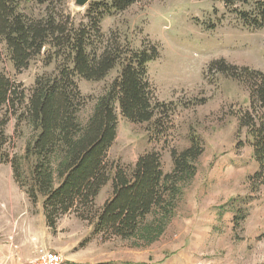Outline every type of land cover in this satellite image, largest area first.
Masks as SVG:
<instances>
[{"label":"rangeland","instance_id":"obj_1","mask_svg":"<svg viewBox=\"0 0 264 264\" xmlns=\"http://www.w3.org/2000/svg\"><path fill=\"white\" fill-rule=\"evenodd\" d=\"M51 5L58 12L62 9L60 0H51ZM63 7L76 22L87 20L88 5L77 7L74 0H65ZM22 8L35 16L46 13V4L35 1L23 3ZM237 8L249 5L238 3ZM101 26L106 34L119 33L121 41L129 40L135 47L147 40L158 46L159 56L148 63L149 78L158 100L171 110L162 125L132 122L117 109V137L108 152L110 161L129 168L142 153L158 150L164 171L170 172L172 149L181 151L199 142L203 150L194 162L195 172L178 180L170 205L155 208L132 237L120 238L94 234L93 225L75 211L63 215L55 228L49 227L43 196L33 203L15 180L11 163L0 161V230L8 233L0 235V243L11 240L15 231L28 224L24 242L27 251L35 253L34 259L40 250H50L60 253L64 264L264 262V169L238 117L249 110L264 118V108L256 113L243 83L209 68L212 61L223 59L264 72V26H246L222 0H139L105 16ZM54 68L55 63L47 65L42 55L21 71L7 56L0 63V69L27 94L37 75ZM116 75L114 69L103 80H78L86 98L79 112L82 124ZM6 132L10 143L5 149L11 157H19L26 176L30 169L26 147L37 130L11 115ZM111 195L110 181L99 193L95 209Z\"/></svg>","mask_w":264,"mask_h":264},{"label":"trees","instance_id":"obj_2","mask_svg":"<svg viewBox=\"0 0 264 264\" xmlns=\"http://www.w3.org/2000/svg\"><path fill=\"white\" fill-rule=\"evenodd\" d=\"M32 1L46 4V13L35 16L23 10L22 4ZM137 1H90L87 20L76 22L64 10L65 0H60L59 12L52 8L51 0H0V63L7 56L16 71L41 55L47 65L55 63L51 73L37 75L30 94L0 69V161L11 163L15 180L33 203L43 196L44 215L51 228L63 215L75 211L93 225L94 234L132 237L155 208L172 203L178 180L195 172L194 162L203 150L199 142L181 151L172 149L174 167L170 172L164 171L158 150L142 153L129 168L108 157L117 137V109L132 122L162 125L171 111L158 100L149 78L148 63L159 56L158 46L147 40L142 47H135L129 40L121 41L119 33L106 34L101 26L105 16L124 11ZM222 1L246 26H264V0ZM238 3L249 8H237ZM209 68L243 83L256 113L264 108L263 71L223 59L212 61ZM114 69L117 75L82 124L79 112L86 98L78 80H103ZM11 115L37 130L26 147L30 163L26 176L19 157H11L5 149L10 143L6 125ZM238 117L240 127L251 135L264 169V118L249 110ZM110 181L112 195L95 209L99 193Z\"/></svg>","mask_w":264,"mask_h":264},{"label":"crops","instance_id":"obj_3","mask_svg":"<svg viewBox=\"0 0 264 264\" xmlns=\"http://www.w3.org/2000/svg\"><path fill=\"white\" fill-rule=\"evenodd\" d=\"M3 233H5V235L8 234L4 229L3 231L0 230V235H3ZM14 233L15 235L11 239L12 241L6 240L4 244L0 243V264H31L35 257V253H33L32 250L28 252L26 249L28 245L24 242V237L29 234L28 224L26 227L21 228L19 232L15 231ZM35 246L37 247L39 244L36 243ZM52 247L54 249H60L57 245H53Z\"/></svg>","mask_w":264,"mask_h":264},{"label":"built area","instance_id":"obj_4","mask_svg":"<svg viewBox=\"0 0 264 264\" xmlns=\"http://www.w3.org/2000/svg\"><path fill=\"white\" fill-rule=\"evenodd\" d=\"M63 257L60 253L50 250H40L37 257L31 264H63Z\"/></svg>","mask_w":264,"mask_h":264},{"label":"water","instance_id":"obj_5","mask_svg":"<svg viewBox=\"0 0 264 264\" xmlns=\"http://www.w3.org/2000/svg\"><path fill=\"white\" fill-rule=\"evenodd\" d=\"M90 1L91 0H74V3L77 7H85Z\"/></svg>","mask_w":264,"mask_h":264}]
</instances>
